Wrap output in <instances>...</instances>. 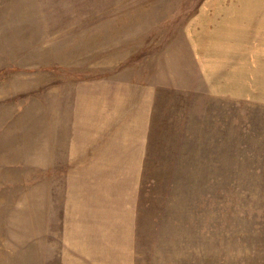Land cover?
Returning a JSON list of instances; mask_svg holds the SVG:
<instances>
[{"label":"rangeland","instance_id":"1","mask_svg":"<svg viewBox=\"0 0 264 264\" xmlns=\"http://www.w3.org/2000/svg\"><path fill=\"white\" fill-rule=\"evenodd\" d=\"M236 1L0 0V264H264V28L231 39ZM101 90L118 112L97 113ZM146 99L141 183L121 186L128 200L98 186L97 227L66 244L63 227L89 218L72 194L82 130L101 141L113 112L125 132Z\"/></svg>","mask_w":264,"mask_h":264},{"label":"crops","instance_id":"2","mask_svg":"<svg viewBox=\"0 0 264 264\" xmlns=\"http://www.w3.org/2000/svg\"><path fill=\"white\" fill-rule=\"evenodd\" d=\"M236 2L238 3V7L233 8L234 10L230 12V15H232L236 20L235 24L238 25V28L236 30H234L233 28H229L231 29V33L233 34V36L231 35L230 38L240 40L243 43V41H248V34L251 32V26L264 28V0H238ZM235 24L233 23L231 25L237 26ZM227 32L228 31L225 30V34ZM236 32L239 33L240 37L235 38L234 33ZM262 40L264 41V37ZM232 50L233 48L230 49L232 54L230 51H225V57L223 58L222 62L224 67L227 66L228 63L231 64L232 59L237 56V54L235 52L233 53ZM261 54L262 59H258V56L260 55L257 56V67H261V70L259 72L261 73V76H259L258 80L255 81L259 85L261 82L260 86L263 87L262 89H264V50L263 52H261ZM201 63L207 66L217 64L214 55L210 56L208 59L203 57ZM227 81L229 83L231 82L230 79H227ZM96 95L97 99H95V101H99L101 98H103L102 102L100 101L98 104H96L97 109L96 107L95 109L97 113L102 112L105 106L111 108L114 107L115 113L116 111L118 112L119 103L117 102L119 98H121V95L119 93L115 95L116 101L115 97H112L109 91L101 90L98 93L96 92ZM98 95H100V97ZM146 100H144L143 102V107L139 106L138 111H136V113L138 112V115H136L135 113V107L132 108L133 110L131 111V115H126L128 117H126L125 132H120L119 128H114L116 123L118 122V119H116V115L113 112L110 116L111 119H109L110 117L102 118L101 120L97 119L95 123L97 131L102 127L104 129H107V131H112L110 134H106V131L103 135V139L101 141L97 140L96 143L91 139L93 137V133L91 134L90 129L93 128V124L90 126H86L88 122H83V126H86L87 128L85 130H82L81 138H85V140L83 147L79 151V154H81L82 164L88 166L89 170H86L88 176L85 175L79 180L81 187H79L78 192L76 190V192H73L72 194L78 200L76 201L78 203H74L76 208L80 209L83 217H89L90 219L87 218V223H84L80 220L70 221V225L63 227V230H61V232L65 234L64 241L66 244L70 243V245H72L74 243V241H72V233H70L69 235L70 239L68 237L67 239L65 238L67 233L72 231L82 232L88 230V226L97 227L98 224L95 223L91 215L93 214V216H95V213L98 211V207H93L91 205L94 204L97 199H99L100 193L97 192L100 190V188L98 186L106 185L111 187V189L107 188V192H102L101 195L104 196H101V198L107 197V195H117L114 199L128 200V196H126V194L129 195V191H123V195L125 196H120L121 186L131 184L134 185L135 182H138L136 183L138 185L141 183L143 169L146 165L145 161L149 159L147 154L149 153L150 134L152 131V99ZM113 115L115 116V118ZM64 134L65 135L63 137V141L66 151V144L68 143V141L66 133ZM57 138L59 141V131ZM87 138H89L90 140H87ZM137 158L139 159V167L138 164L136 165V162L135 164L133 162L134 160H137ZM137 168L138 170H136ZM137 171L141 172V175L139 177L136 176ZM88 185L92 186L91 190H94L95 194L88 191ZM138 189L134 191V194H136V196L138 195ZM90 207L93 208L91 209ZM133 208L135 210V205ZM64 258L62 259L63 263L66 261ZM55 259V257H51L49 255L47 259H42V264H56Z\"/></svg>","mask_w":264,"mask_h":264},{"label":"trees","instance_id":"3","mask_svg":"<svg viewBox=\"0 0 264 264\" xmlns=\"http://www.w3.org/2000/svg\"><path fill=\"white\" fill-rule=\"evenodd\" d=\"M150 148V147H149ZM149 151L151 152V150L149 149ZM148 157H149V159H150V155L148 154ZM148 161V160H147ZM148 163V162H147ZM146 165H148V164H146Z\"/></svg>","mask_w":264,"mask_h":264}]
</instances>
